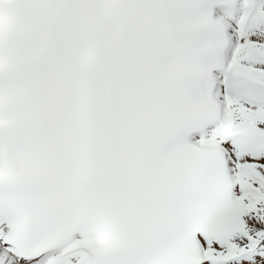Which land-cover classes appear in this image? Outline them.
<instances>
[{
    "label": "snow or ice",
    "instance_id": "obj_1",
    "mask_svg": "<svg viewBox=\"0 0 264 264\" xmlns=\"http://www.w3.org/2000/svg\"><path fill=\"white\" fill-rule=\"evenodd\" d=\"M0 264H264V0H0Z\"/></svg>",
    "mask_w": 264,
    "mask_h": 264
}]
</instances>
